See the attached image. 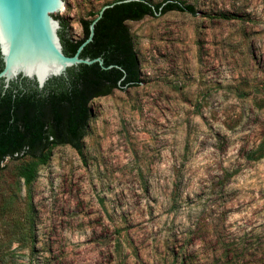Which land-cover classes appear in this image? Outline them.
I'll use <instances>...</instances> for the list:
<instances>
[{"label": "rangeland", "instance_id": "374dc122", "mask_svg": "<svg viewBox=\"0 0 264 264\" xmlns=\"http://www.w3.org/2000/svg\"><path fill=\"white\" fill-rule=\"evenodd\" d=\"M65 1L78 39L112 0ZM180 1L125 22L141 82L89 103L79 151L28 186L0 165V264H264V0Z\"/></svg>", "mask_w": 264, "mask_h": 264}, {"label": "trees", "instance_id": "16d2710c", "mask_svg": "<svg viewBox=\"0 0 264 264\" xmlns=\"http://www.w3.org/2000/svg\"><path fill=\"white\" fill-rule=\"evenodd\" d=\"M118 1L112 0L103 6ZM98 12L80 21L82 36L78 39L69 35L65 20L54 16L60 21L58 35L66 56H72L88 37L89 25ZM168 12L195 14L193 6L180 0L154 4L130 0L106 9L95 23L92 40L83 48L80 57H100L103 66L114 65L110 69H103L98 63L80 64L67 69L65 77L49 80L42 90L24 79L10 83L7 89L0 84V165L6 159L28 157L33 160V164L18 168L19 179L28 186L34 178L35 164H45L51 148L69 145L79 151L90 118L89 103L114 89L138 86L141 82L138 60L125 22ZM216 17L231 19L226 15ZM263 157L262 153L257 159Z\"/></svg>", "mask_w": 264, "mask_h": 264}, {"label": "water", "instance_id": "95a60500", "mask_svg": "<svg viewBox=\"0 0 264 264\" xmlns=\"http://www.w3.org/2000/svg\"><path fill=\"white\" fill-rule=\"evenodd\" d=\"M115 3L101 7L89 25L88 37L72 56H66L58 35L60 21L54 16L71 13L73 7L69 3L65 0H0V84L3 89L24 79L42 90L49 80L65 77L67 69L80 64L98 63L103 69L114 67L103 66L100 57L81 58L80 53L91 42L95 23Z\"/></svg>", "mask_w": 264, "mask_h": 264}]
</instances>
